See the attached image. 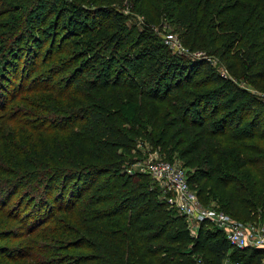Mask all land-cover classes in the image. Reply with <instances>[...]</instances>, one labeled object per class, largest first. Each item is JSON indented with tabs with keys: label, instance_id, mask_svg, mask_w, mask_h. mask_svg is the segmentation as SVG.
Returning <instances> with one entry per match:
<instances>
[{
	"label": "trees",
	"instance_id": "16d2710c",
	"mask_svg": "<svg viewBox=\"0 0 264 264\" xmlns=\"http://www.w3.org/2000/svg\"><path fill=\"white\" fill-rule=\"evenodd\" d=\"M219 1L0 0V264H260L124 165L176 154L201 202L264 214V0Z\"/></svg>",
	"mask_w": 264,
	"mask_h": 264
},
{
	"label": "built area",
	"instance_id": "2783aa9c",
	"mask_svg": "<svg viewBox=\"0 0 264 264\" xmlns=\"http://www.w3.org/2000/svg\"><path fill=\"white\" fill-rule=\"evenodd\" d=\"M169 45L178 44L186 53L188 50L183 47L177 38L169 33L165 38ZM172 48V46L170 45ZM195 57L204 56L201 52L192 54ZM207 60H212L206 57ZM222 76H226V70L223 66L215 67ZM264 100V94L261 95ZM129 170V169H128ZM144 173L149 174L156 179L161 185V190L166 193L172 191V195H164L169 205L175 207L177 212L183 214L186 218L188 227L195 231L200 222L207 221L213 223L225 235L230 246L235 248L257 247L264 249V223L254 224L250 222H243L230 216L223 210L214 206H203L195 192L190 186L186 170L181 164L166 160L162 158H154L145 161L140 168ZM130 171V170H129ZM194 264H202L197 260ZM260 264H264V256L261 257Z\"/></svg>",
	"mask_w": 264,
	"mask_h": 264
},
{
	"label": "rangeland",
	"instance_id": "374dc122",
	"mask_svg": "<svg viewBox=\"0 0 264 264\" xmlns=\"http://www.w3.org/2000/svg\"><path fill=\"white\" fill-rule=\"evenodd\" d=\"M232 1H234V0H220L219 3H220V5H222V4L225 5L227 3H231ZM122 11H123L124 14L128 13L129 16H131L133 18V19L130 18V20H134L138 24L141 22V16H138V15H136L134 13L129 12V9L127 7L126 8H123ZM70 28H72V29H74V28L78 29V26H74L73 24H71V27ZM60 30H61V32H63L61 28H60ZM169 33H171L174 36V38H177L176 31H173L171 28H168L167 31L164 34H162L163 38H166ZM168 43H169V46L170 45L172 46V50L173 51H176L178 53L184 52L185 54H187L184 51V49H181V47L178 44L175 43V45H173V44H171V41H169ZM210 59L212 60V63H213V66L214 67L222 66L221 63L217 59H214L211 56H210ZM241 85L242 86H246L243 83H241ZM251 90L253 91V89H251ZM138 144H137L136 147L138 148L139 153H136V151L133 150L130 153V155L127 156V158H128L129 161L126 160V162L124 163L125 169H127V171H129V170H131V171L132 170L133 171H135V170L141 171L140 168L142 167V164L145 161H148V160L154 159V158H158V157L159 158H162V159H166V160L175 161V162L181 164V161L176 156V154H173V155L169 156L165 152L160 153L157 149L152 148V147L148 146L147 144L144 145V146H141L140 144L139 145ZM152 179L156 182L158 188H160L161 185H159V182L156 179H154V178H152ZM172 194H173L172 191H167L166 193H164L162 191L160 193V197H165L164 195L168 196V195H172ZM207 199H208L207 201H210L209 203L208 202L207 203H204V202H201L200 201L203 206H215L216 205V203H217V200L216 199L212 200L210 197L209 198L207 197ZM240 221L250 222V223H254V224H262V223H264V214L261 211H258L257 212V217L255 218V220L245 221V220H241L240 219ZM208 226L211 227V228L212 227L213 228L215 227V225L213 223H209Z\"/></svg>",
	"mask_w": 264,
	"mask_h": 264
}]
</instances>
